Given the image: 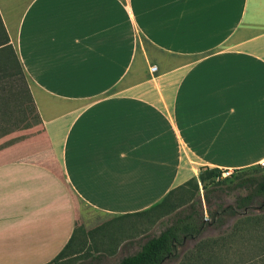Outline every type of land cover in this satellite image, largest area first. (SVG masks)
Returning a JSON list of instances; mask_svg holds the SVG:
<instances>
[{"label": "crops", "instance_id": "obj_1", "mask_svg": "<svg viewBox=\"0 0 264 264\" xmlns=\"http://www.w3.org/2000/svg\"><path fill=\"white\" fill-rule=\"evenodd\" d=\"M0 14L34 97L0 119V264L52 261L81 204L131 220L203 167L264 160V0H0Z\"/></svg>", "mask_w": 264, "mask_h": 264}, {"label": "trees", "instance_id": "obj_2", "mask_svg": "<svg viewBox=\"0 0 264 264\" xmlns=\"http://www.w3.org/2000/svg\"><path fill=\"white\" fill-rule=\"evenodd\" d=\"M6 84L10 88L9 92L0 95V119L34 104L24 68L0 14V90H6ZM223 179L222 170L203 167L198 177L193 176L170 190L161 201L141 212L140 216L153 211L175 213L165 229L148 237L137 251L125 255L114 264H264V175L240 178L227 184L232 191L246 190V194H237L232 203L213 205L208 196V218L193 203L186 210H178L193 199L192 191L189 190L187 196L183 193L189 185L198 191L200 182H203L206 192L210 193L211 184L225 181ZM207 184H210V188ZM231 219L234 221L230 224ZM209 228L219 229L220 234L203 240ZM78 230L79 227L64 249L46 264H65L69 257L81 253L77 245L83 237ZM189 240L199 242L191 251L182 254Z\"/></svg>", "mask_w": 264, "mask_h": 264}, {"label": "rangeland", "instance_id": "obj_3", "mask_svg": "<svg viewBox=\"0 0 264 264\" xmlns=\"http://www.w3.org/2000/svg\"><path fill=\"white\" fill-rule=\"evenodd\" d=\"M7 89L0 90V95L9 92V85ZM15 106V105H14ZM19 112V111H17ZM2 119V118H1ZM264 166L261 164L254 167L245 168L242 170H234L231 175L227 177L222 176L225 181L220 183L210 184L207 186L212 189L210 193H207L205 184L200 182V189L195 191L193 186L189 185L184 194L187 196L188 191H192V201L186 202L178 210H186L190 203L195 204L196 208H199L203 212L205 218L209 217L210 206L208 204L207 197L209 196L212 200V204L216 203H232L235 201L237 194H246V190L237 189L230 190L227 184H230L233 180H239L240 178L262 176L264 175ZM219 180V179H217ZM81 208H84V215L78 224L79 235L81 234L83 239L82 242L77 245V249L81 251L76 257H69L65 264H112L118 261L123 256L134 253L140 248V245L148 238L153 235L159 234L163 229L170 224L171 218L175 212L164 214L162 212L153 211L145 216H137L131 220L114 219L107 220L89 206L85 207L81 204ZM234 219L230 220V224L233 223ZM220 234L219 229L209 228L203 236V240L217 237ZM198 240H189L186 246L182 249V254L191 251ZM121 245V249L118 253L112 254L108 257V252L112 248L118 250ZM107 253V254H106ZM226 254V251H224ZM166 264H177V262H169Z\"/></svg>", "mask_w": 264, "mask_h": 264}, {"label": "built area", "instance_id": "obj_4", "mask_svg": "<svg viewBox=\"0 0 264 264\" xmlns=\"http://www.w3.org/2000/svg\"><path fill=\"white\" fill-rule=\"evenodd\" d=\"M261 165L264 166V160H262ZM232 169H224L222 170V176L227 177L228 175H231Z\"/></svg>", "mask_w": 264, "mask_h": 264}]
</instances>
